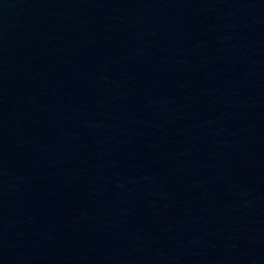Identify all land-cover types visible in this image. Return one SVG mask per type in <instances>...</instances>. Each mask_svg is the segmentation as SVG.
Listing matches in <instances>:
<instances>
[{"label":"water","instance_id":"95a60500","mask_svg":"<svg viewBox=\"0 0 264 264\" xmlns=\"http://www.w3.org/2000/svg\"><path fill=\"white\" fill-rule=\"evenodd\" d=\"M0 264H264V0H0Z\"/></svg>","mask_w":264,"mask_h":264}]
</instances>
